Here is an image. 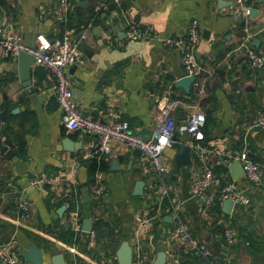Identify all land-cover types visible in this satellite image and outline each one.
<instances>
[{"label":"crops","instance_id":"1","mask_svg":"<svg viewBox=\"0 0 264 264\" xmlns=\"http://www.w3.org/2000/svg\"><path fill=\"white\" fill-rule=\"evenodd\" d=\"M67 2L64 20L57 21L54 12L59 7L58 0H0V26L4 35L28 47L34 46L35 36L39 34L51 37L68 33L73 40L80 35L78 46L82 50H78L83 63L65 71L72 97L84 116L99 119L111 108L119 119L127 121L131 132L144 128L151 134L155 128L152 120L155 105L162 94H168L183 102L175 114L177 123L193 110L204 114L201 131L207 146L228 149L244 146L248 156L264 166V133L247 128L256 111L264 109V71L251 70L236 48L242 35V21L230 0H118L111 10L106 9L110 3L107 1L105 8L97 13L93 8L100 0ZM246 3L257 10L248 20V28L253 33L252 41L259 40L254 49L264 58V0H246ZM120 11L134 25L151 26L160 37L180 36L190 19L197 20L199 39L195 55L209 73L201 99H194L191 88L188 94L180 88H171L173 81L184 74L177 50L161 45L155 38L126 39L122 35ZM31 71L32 84L26 91L19 86L15 58H0V112L4 111L5 118L0 117V147L5 145L13 150L16 143L23 147L21 156L14 153L10 159L0 153V180L20 191L31 208L29 228L23 227L12 220L7 196H0V243L9 242L21 264H29L23 259L29 246L40 248L41 264H50V250L54 246L68 264V252L58 245L63 243L58 234L65 224V209L60 216L56 213L64 205L62 198L56 191L28 185L29 179L39 172L60 174L66 158L84 154L86 158L79 160L75 176L81 202L80 190L89 181L87 161L92 158L89 153L96 139L62 127L50 73L34 64ZM14 108L17 110L13 112ZM186 140L187 136L176 135L163 150L164 158L172 163L170 177L164 176L163 180L172 187L173 198L180 204L183 223L193 237L205 243L219 264H250L253 254L264 252V198L242 175L233 179L228 168L230 162L216 156L209 157L215 174L232 180L235 187L244 191L249 204L233 206L229 214L223 213L221 202L213 203L219 187L204 194L205 204L191 198L189 183L198 172L193 159L190 156V164L179 167L172 161ZM111 149V154L102 158L106 163L105 198L113 213L107 218L111 220L110 224L107 222L109 225L105 224L107 229L101 226L100 232L106 233H100L102 238H97L96 247L101 249L103 241L118 236L133 248V213L141 199L130 192L135 180L141 179L146 184L153 178L148 175L141 155L133 154V150L118 142H113ZM14 159H19L25 169L14 171ZM112 160L115 169L110 167ZM154 199L159 207L161 198ZM81 204L82 217H89V200ZM164 209V214H168ZM171 220V223L162 221L160 230L169 231L177 222L176 218ZM226 228L235 231V242L231 245L224 239ZM157 238L155 230L144 242L145 246H153L155 253L176 248L175 244L167 240L159 242ZM251 241L259 251L249 252L253 250ZM197 260L186 256L175 264H197Z\"/></svg>","mask_w":264,"mask_h":264},{"label":"built area","instance_id":"2","mask_svg":"<svg viewBox=\"0 0 264 264\" xmlns=\"http://www.w3.org/2000/svg\"><path fill=\"white\" fill-rule=\"evenodd\" d=\"M118 4V0H100L93 10L95 13L105 8L106 2ZM236 15L242 21L240 39L236 46L243 56L248 67L254 71H264V58L254 49L252 45L253 33L249 31L248 20L250 19V6L246 0H230ZM59 7L54 12V19L63 21L68 7L67 0H58ZM121 28L124 37L132 41H141L151 38L157 39L161 45L176 49L180 63L183 68V76L192 77L190 88L194 99L199 100L205 94V82L209 74L198 62L195 55V47L199 39V26L195 18L188 21L184 32L180 36L160 37L149 25H134L123 12H119ZM22 50L32 55L33 63L42 66L50 73V81L53 84V97L57 108L60 111V123L67 131H77L80 134L93 136L96 139L95 145L90 150L89 157L98 161L100 158L111 154V144L118 142L127 149H138L140 155L147 165L146 171L153 179L143 185L141 204L133 213V240L131 264H149L155 255V248L146 247L144 242L154 230L158 232L159 242L168 241L175 249H167L164 264H175L176 261L186 256L195 259H205L206 264H219L208 247L202 241L193 237L187 226L181 222L177 213L180 212V204L174 200L172 187L164 183V173H170L172 163L164 158L163 150L169 147L176 135H185L184 142L189 147V156L198 170L189 183L190 197L203 201L204 194L211 189L218 188L219 192L213 197V203L217 204L227 199L232 207L236 205H248L249 199L243 190L238 189L233 181L223 176H217L209 163L210 156H216L226 162L237 161L242 169V176L247 183L255 187L264 198V166L252 160L248 156L247 149L242 146L237 149L223 148L219 145L207 146L205 144L201 126L204 121V114L199 110H193L186 114L180 123H177L176 112L182 107L183 102L172 98L168 94H162L158 99L152 115L157 132L156 137L152 133L148 137H142L130 131L127 121L119 119L113 109L109 108L99 119H91L83 116L78 110L72 97L70 82L66 74V68L71 65H81L83 59L77 48V43L68 33L59 36L46 37L43 34L35 36L33 47L23 45L16 38L4 35L0 26V58L12 59L17 51ZM248 129L255 128L264 133V109L257 110ZM183 144V145H184ZM86 158V155L66 158L63 164V172L50 174L39 172L29 179L30 186L45 187L56 191L60 198L69 195L70 201L64 203V223L73 233V242L59 243V247L69 254L68 264H79V262H94L96 264L115 263V257L105 243V249H97L96 243L98 230L92 226L93 221H100L110 224L109 213L113 210L108 206L106 200L107 189L105 185L104 171L96 168L87 183L88 200L90 208L91 228L88 231L81 229V202L79 187L76 183V170L79 160ZM158 192L156 193V191ZM156 194V195H155ZM7 196L11 207L12 220L23 227H28L31 217L29 201L22 196L18 190H13L10 183H5L0 190V196ZM158 196L160 200L166 199V210L168 216L176 218V224L169 230H160L163 224L160 218L159 207L153 208L152 198ZM109 224H108V223ZM32 231L33 228L30 227ZM101 229V228H100ZM105 230V229H104ZM102 234V233H101ZM225 242L231 245L235 242V231L226 228L223 232ZM84 247V250H81ZM97 258L93 256L96 250ZM86 259V260H83ZM1 264H21V259L9 242L0 243Z\"/></svg>","mask_w":264,"mask_h":264},{"label":"water","instance_id":"3","mask_svg":"<svg viewBox=\"0 0 264 264\" xmlns=\"http://www.w3.org/2000/svg\"><path fill=\"white\" fill-rule=\"evenodd\" d=\"M114 8V4L113 3H108L106 9L111 10ZM257 10L254 8H250L249 11V15L250 17H253L254 14L256 15ZM116 30V28H115ZM206 35V32H203ZM227 32H225L226 34ZM122 35L124 36V34L122 33ZM80 35H76L74 38V41L77 43V48L82 50V48L78 45H80ZM258 39H254L252 41V44L254 47H257L258 44ZM15 58V65H16V76H17V80L19 83L20 88L24 89V90H28L31 87V64L33 63V57L31 54L19 50L16 53ZM75 65H71L69 66V70H71ZM192 81V77L190 76H182L177 78L176 80L173 81V87L174 88H180L182 89L186 94H188L189 92V88H190V83ZM17 108H14L12 111H16ZM82 114V113H81ZM84 116V114H82ZM133 133L140 135L142 137H148L150 134L149 132L144 129L141 128L139 130H134L132 131ZM152 137H156L157 136V132H152ZM73 147L75 148V144L73 145ZM70 149V148H67ZM71 150V149H70ZM133 154L135 155H140V152L138 149H133ZM0 153L6 158V159H10L13 154L14 151L11 149H8L5 145H2L0 147ZM172 161L174 163L175 166L179 167V166H183V165H188L190 164V156H189V147L184 144L182 145L181 149L179 152H177L176 154H174ZM13 168L14 171L16 172H20L22 171L24 168V164H22V162L19 159H14L13 162ZM111 169H115L117 166L115 161L112 160L111 161ZM231 177L234 179L236 177H238L239 175H242V169L239 165V163L237 161H231L228 165ZM263 174H264V169H263ZM165 177H170V173H164ZM144 185V181L141 179H137L134 181L133 186H132V190H131V195L133 197H140L142 196V188ZM81 202L82 203H86L88 201V196L86 195V187H82L81 190ZM222 205V211L225 214H229L230 210L232 208L231 202L227 199H224L221 202ZM65 206L64 205H60L57 209H56V213L60 216L64 210ZM7 209H9V207H7ZM160 215L162 216V221L167 222V223H171L172 220L170 218V216H168L167 214H164L163 211H160ZM177 217L178 219L183 222L182 219V215L180 212L177 213ZM91 228V222L89 220L88 217H82L81 220V229L83 231H88ZM63 229H68V226L66 224H63ZM102 233H106L102 232ZM114 257H115V261L116 264H131V257H132V248L130 246V244L128 243V241L126 239H122L119 244L117 245L115 251H114ZM23 259L25 262H28L29 264H41V250L40 248H37L35 246H29L23 256ZM165 261V253L164 251H157L153 257V259L151 260V262L149 264H164ZM49 262L50 264H66V262L64 261L63 258V254L59 251V249L54 246L51 250H50V256H49ZM207 261L205 259H199L197 260V264H206ZM250 264H264V252L260 253V254H253L251 256V261Z\"/></svg>","mask_w":264,"mask_h":264},{"label":"trees","instance_id":"4","mask_svg":"<svg viewBox=\"0 0 264 264\" xmlns=\"http://www.w3.org/2000/svg\"><path fill=\"white\" fill-rule=\"evenodd\" d=\"M171 88L172 89H174L173 88V85L171 86ZM0 117L2 118V119H5L4 118V111L2 110L1 112H0ZM204 124H205V118H204V122H203V124H202V126H204ZM202 128V127H201ZM205 134V133H204ZM14 146H13V151H14V153L16 154V156H21V154H22V152H23V147H22V144L21 143H16V144H13ZM96 168H98V169H100V170H104V169H106V163H105V161H104V159L103 158H100L98 161H96L95 160V158H91L90 160H88L87 161V174L89 175V178L88 179H90V177H91V175H92V173H93V171L96 169ZM89 182V181H88ZM4 185H5V182L4 181H1L0 180V190L4 187ZM77 187H79L78 185H77ZM137 198H139V197H137ZM62 201H63V203H67L68 201H70V198H69V195H66V196H64L63 198H62ZM152 201H153V208L155 209V207H156V200L154 199V198H152ZM167 200L166 199H163L161 202H160V204H159V208H160V210H162V209H164L166 206H167ZM82 205V204H81ZM81 216H82V214H81ZM104 224V225H103ZM105 224H106V222H103V221H100L99 219H97L96 221H93V223H92V226L94 227V228H96L97 230H98V237L99 236H101L100 235V228H101V226L102 227H105L106 229H107V227L105 226ZM152 233H154L155 234V230L152 232ZM116 235V234H115ZM156 237V236H155ZM102 238V237H101ZM58 239L60 240V241H62V242H65V243H71V242H73V233L69 230V229H63V228H60V232H59V234H58ZM121 240L118 238V236H115V237H111V239L110 240H108L107 241V243H108V245H107V247H109L110 249H111V251L112 252H114L115 251V249H116V247H117V245L119 244V242H120ZM104 243H103V246L101 247V249H105V241H103ZM250 247H252V249L253 250H249V252L250 253H254V252H257V251H259L257 248L255 249L254 247H253V244H252V241L250 242ZM96 251H97V249L96 250H94V254H93V256L94 255H97V253H96ZM254 251V252H253ZM79 264H87V263H83V262H79Z\"/></svg>","mask_w":264,"mask_h":264},{"label":"rangeland","instance_id":"5","mask_svg":"<svg viewBox=\"0 0 264 264\" xmlns=\"http://www.w3.org/2000/svg\"><path fill=\"white\" fill-rule=\"evenodd\" d=\"M102 236H99L98 238H101Z\"/></svg>","mask_w":264,"mask_h":264}]
</instances>
